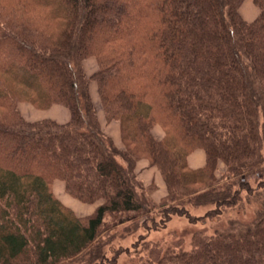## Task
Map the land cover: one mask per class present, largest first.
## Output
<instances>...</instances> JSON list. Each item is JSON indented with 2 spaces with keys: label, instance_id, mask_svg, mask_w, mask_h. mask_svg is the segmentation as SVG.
I'll return each mask as SVG.
<instances>
[{
  "label": "trees",
  "instance_id": "obj_1",
  "mask_svg": "<svg viewBox=\"0 0 264 264\" xmlns=\"http://www.w3.org/2000/svg\"><path fill=\"white\" fill-rule=\"evenodd\" d=\"M244 1L0 0V108L10 112L0 119V264H104L102 238L127 221L143 219L147 232L173 216L205 224L254 193L249 179L264 189V0H253L260 14L252 23L240 14ZM89 57L99 65L91 77ZM93 80L107 120L121 123L123 149L101 129ZM17 92L68 107L70 121L27 122ZM198 148L207 162L192 170ZM142 158L163 175L161 206L135 174ZM55 180L80 202L101 204L78 217L54 195ZM194 186L215 201L204 217L187 207L198 198ZM259 212L245 225L199 230L189 251L145 243L148 258L135 264H264Z\"/></svg>",
  "mask_w": 264,
  "mask_h": 264
},
{
  "label": "rangeland",
  "instance_id": "obj_2",
  "mask_svg": "<svg viewBox=\"0 0 264 264\" xmlns=\"http://www.w3.org/2000/svg\"><path fill=\"white\" fill-rule=\"evenodd\" d=\"M240 10H243L245 16L251 20L250 23L255 21L260 14L258 6L254 3L253 0H245ZM30 15V14H26ZM6 17V16H5ZM8 19L14 18L18 20L22 18L19 14L10 15ZM38 18V17H36ZM39 21V18H38ZM47 24H44L45 29L43 32L46 33ZM41 30V29H40ZM49 32H55L54 29L49 28ZM42 34V32H40ZM5 48V45H0V52ZM85 70L89 77L94 75L99 70L98 61L95 57H89L85 61ZM23 73H21L22 75ZM91 101L95 106L97 117L103 132L112 139L114 145L119 149L124 148L122 141V132H121V123L119 121L113 120L108 121L107 116L104 111V107L100 98L98 91V84L96 81H91L89 86ZM15 109L18 111L19 115L23 117L27 122H40L44 120H51L58 124H66L70 121L71 113L68 107L62 104H53L50 106L45 105L43 102L36 100L34 98H26L21 94L15 93ZM9 111L3 108H0V119H4L6 115H9ZM165 127L161 123H157L153 129V136L157 141H161L165 138ZM203 151L202 148L194 150L190 155H193L196 151ZM188 157V159H189ZM1 159V158H0ZM119 163L124 165L123 160L118 159ZM207 162L206 152H205V165ZM16 164H19V160H16ZM204 165V166H205ZM23 166V165H22ZM20 165V169H22ZM189 166V163H188ZM203 166V167H204ZM190 169H193L189 166ZM226 165L220 162L217 166L216 175L217 178L222 180V186L229 184L225 179L228 176ZM135 174L138 177V180L145 187L148 196L154 201L157 205H162L163 201L167 199V186L164 181L163 175L156 166H151L147 158H142L137 162L135 168ZM161 175L163 178L164 188L161 180L159 182H150L151 178H158L157 175ZM145 180V183L143 182ZM249 182H252V188L254 193L251 196H246V192L241 194V201L239 205L234 206L231 210L226 211L218 219H210L205 224L204 223H191L187 217H178L173 216L170 219H166L165 224L162 225H153L151 222L148 224L149 227L154 228L153 230H145L143 225V219L137 221L126 222L123 225H120L116 228V231L108 232L105 234V237L102 238L103 241H107L108 245L104 248V253L106 254V262L104 264H135L136 261H144L148 258V253L145 250V243H150L151 245H157L164 251L168 249H174L175 246H182L184 250H191L193 248V236L199 230L206 229L208 235L212 234L214 230L221 229L227 230L228 228L235 227L236 224L245 225L250 223L260 214L259 211L264 207V189L258 190L257 186L254 184V180L249 179ZM238 187V186H237ZM193 188L198 189V198L195 202L191 201L192 204H189L187 207L190 210V214L193 218L204 217L209 210L215 208V201L210 200L212 196L207 193V190L201 188V186H194ZM51 189L65 207H71L74 213L78 217H87L91 216L92 213H95V209L99 206L101 202H96L94 204H86L80 202L79 200L72 197L65 189V183L62 180H55L51 185ZM239 189V187H238ZM209 195V196H208ZM199 201V202H198ZM158 210H155L156 212ZM157 222L164 220L165 218L162 215L159 217V214L153 215ZM196 217V218H197ZM204 224V225H202ZM145 236V241H142L137 249L133 248V244L140 239L141 236ZM129 248L130 254L121 253L117 258L115 253L118 250L124 251ZM90 251H85L84 253H89ZM79 259V258H78ZM62 264H74V263H62ZM75 264H79L78 262Z\"/></svg>",
  "mask_w": 264,
  "mask_h": 264
},
{
  "label": "crops",
  "instance_id": "obj_3",
  "mask_svg": "<svg viewBox=\"0 0 264 264\" xmlns=\"http://www.w3.org/2000/svg\"><path fill=\"white\" fill-rule=\"evenodd\" d=\"M240 14H241V16H242V18L246 21V22H248V23H250L251 22V20L250 19H248L246 16H245V14H244V12H243V10H240ZM188 163H189V166L191 167V168H193V169H199V168H202L204 165H205V152H203V151H196L193 155H191L190 157H189V159H188ZM158 176V178L159 179H155V178H151V180L150 181H147L148 183H150V182H153V181H155V182H159L160 180H161V182H162V184H163V186H164V188L166 189V186L164 185V182H163V178L161 177V175L159 174V175H157ZM144 183H145V180L143 181ZM64 183V182H63ZM101 204V203H100ZM99 204V205H100ZM69 208V207H68ZM70 209H71V207H70ZM96 210V209H95ZM93 214V213H92Z\"/></svg>",
  "mask_w": 264,
  "mask_h": 264
}]
</instances>
